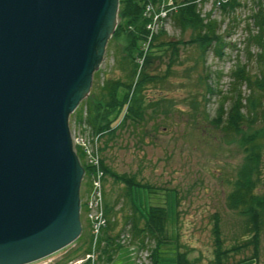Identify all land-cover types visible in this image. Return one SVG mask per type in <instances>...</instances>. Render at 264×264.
Returning <instances> with one entry per match:
<instances>
[{"label": "rangeland", "instance_id": "374dc122", "mask_svg": "<svg viewBox=\"0 0 264 264\" xmlns=\"http://www.w3.org/2000/svg\"><path fill=\"white\" fill-rule=\"evenodd\" d=\"M239 1V6L224 13L214 0L198 1L201 14L209 11L210 16L219 21L218 32L223 34L225 42L220 48V54H217L216 47L212 45L201 54L199 47L194 43L178 44L177 55L166 71L169 49L163 45L157 47L155 52L160 57L152 60L147 66V71L160 78L148 82L141 91L145 104L153 101L156 104L145 107L144 117L137 126L128 123L120 126L118 133L107 140V145L102 151L99 147L103 145L104 137L96 136L93 141L86 139L85 143H75L82 150H85V144L89 148H86V154L90 157L95 153L99 155V159L104 156V162L112 170L134 175L139 181L152 186L134 189L125 195V187L120 182L104 175L99 159L95 164L91 162L92 176L95 177V166L101 170L100 193L103 191L104 194L103 200L102 195L100 199L102 216L104 217L105 200L112 205L110 214L116 218L113 232H118V242L121 245L118 253L114 255L117 263H126L125 256L131 258L139 246L138 237L131 235L124 217L131 208L129 201L140 207L148 204H161L166 207L170 241L161 246L156 264H173L175 246L186 251L191 264H209L213 249L211 227L215 217L224 247L239 242L249 234L243 231L241 215L228 208L224 201V195L230 188L229 181L239 164L242 151L236 142L227 141L220 128L211 121L222 94L230 92L233 79L231 70L235 67V62H243L248 71H255L253 59L248 58L245 48L246 45L249 50H254V47L250 48L246 42V28H250L251 20L247 16L254 3L253 0ZM158 2L152 3L154 9H158ZM161 22L162 20L158 22V28ZM162 26L166 31L163 36L166 39L185 40L189 37L190 29L180 30L173 25L169 16L164 18ZM119 46L120 42L114 40L105 45L102 59L92 73L89 90L95 82L100 83L106 76H123V70L118 67L116 61ZM206 83L212 87L211 93L205 92ZM241 89L243 93L248 91L244 85H241ZM227 103L228 101L225 102L226 105ZM68 125L77 132L75 136H83L81 122L78 123L80 127L73 123L71 113ZM82 125L87 130L88 125L83 120ZM71 138L73 145V134ZM87 155L84 159L88 158ZM261 155L260 178L263 186L264 144ZM82 181L83 175L79 185L80 196H83ZM79 218L82 233L77 239L48 255L50 257L26 264H42L48 258L58 261V264H77L74 260L84 255L80 249L85 246L83 241L88 231L85 212L81 213L79 210ZM88 221L90 224L93 220L88 217ZM259 237L257 261L258 264H264V227ZM75 247L80 249L72 254L74 256H65ZM250 252L248 245L247 248L231 253L228 261L244 259Z\"/></svg>", "mask_w": 264, "mask_h": 264}, {"label": "water", "instance_id": "95a60500", "mask_svg": "<svg viewBox=\"0 0 264 264\" xmlns=\"http://www.w3.org/2000/svg\"><path fill=\"white\" fill-rule=\"evenodd\" d=\"M118 0H0V264H26L81 232L83 167L69 114L85 98Z\"/></svg>", "mask_w": 264, "mask_h": 264}, {"label": "trees", "instance_id": "16d2710c", "mask_svg": "<svg viewBox=\"0 0 264 264\" xmlns=\"http://www.w3.org/2000/svg\"><path fill=\"white\" fill-rule=\"evenodd\" d=\"M148 1L155 4L161 0H118V21L107 43L113 40L120 42L116 61L118 67L123 70V76H106L100 83L95 82L85 98L71 112L75 123L83 120L88 125L87 130L90 134L104 137V143L99 147L100 151L107 145V140L118 133L120 126L125 123L137 126L144 117L145 107L156 104L155 101L145 104L141 91L148 82L160 78L147 71V66L152 60L160 57L155 52L158 46L163 45L169 49L165 68L168 71L177 55L178 44L194 43L199 47L201 54L212 45L216 47L217 54H220V48L225 43L223 34L218 32V19L211 17L209 11L201 14L199 0H172V7L166 11V15L180 30L189 28V37L185 40L166 39L163 37L166 31L161 24L158 30L152 33L146 47L149 34L146 24L149 17L144 13V4ZM240 3L239 0H220L217 7L224 13L234 10ZM253 3L254 6L247 16L251 20L250 28L248 26L246 28L248 29L246 42L250 48L253 46L254 50H249L246 45L245 48L248 58L253 59L255 71L251 69L248 71L243 62H235V67L231 70L233 79L230 92L222 94L211 118L212 123L220 128L226 140L236 142L242 151L239 164L229 181L230 188L224 195V201L228 208L241 215L243 231L249 234L239 242L224 247L218 220L215 217L211 227L213 249L209 264H258L259 236L264 227V185H261L260 178L261 152L264 144V0H253ZM241 85L248 89L247 93L242 92ZM212 90V87L206 83L205 92L208 94ZM226 101H228L227 105ZM74 150L83 167L80 212H85L88 231L83 241L85 246L82 249L75 247L65 256L68 257L70 254L74 256L72 254L77 249L85 255L93 248L97 251L94 264H132L133 259L128 256H125L126 263L116 262L114 255L118 253L121 245L118 242V232H113L116 218L110 214L112 205L105 200L103 201L104 223L98 227L95 237L93 236L92 221L89 224L86 217L93 167L84 159V151L79 145L75 144ZM99 161L104 175L110 176L113 181L120 182L125 187V195L134 189L152 187L148 183L139 181L134 175L112 170L104 162V156H100ZM101 195L103 200V191ZM129 205L131 208L124 217L131 235L138 237V248L148 250L149 264H156L161 246L167 245L170 241L167 233L166 207L161 204L140 207L133 201H129ZM248 245L251 248L249 256L235 262L228 261L231 253L247 248ZM172 260L173 264H191L186 251L178 249L177 246ZM80 264H90V261L85 259Z\"/></svg>", "mask_w": 264, "mask_h": 264}, {"label": "built area", "instance_id": "2783aa9c", "mask_svg": "<svg viewBox=\"0 0 264 264\" xmlns=\"http://www.w3.org/2000/svg\"><path fill=\"white\" fill-rule=\"evenodd\" d=\"M214 2L217 4L220 2V0H214ZM172 0H161L159 3L158 9H154V5L151 2H146L144 4V13L146 16L149 17V20L146 24V27L148 29V39L146 41V47L147 44L151 38L152 33H155L158 28V22L166 15V11L170 9L172 6ZM78 125V124H77ZM80 127V125H78ZM81 129H83L82 135H74L77 134V132L74 131V128L71 129V136L73 134L74 139H73V144L81 141L82 143H85V141L91 140L93 141V138L96 139L97 134H90L88 130H86L81 122ZM88 134V135H87ZM72 140V138H71ZM86 148H88L85 144H83ZM84 150V156L87 155V150ZM89 149V148H88ZM88 156V155H87ZM99 155L95 153V155L88 156L87 159H85L87 162L91 164L92 163H97L98 162V157ZM95 177L92 176V188H91V193L89 192L88 198H87V215L88 217L93 220L92 221V233H94V237L96 235V232L98 230V227L104 223V217L102 216L101 210H100V199H101V193H100V183H99V176L101 174V170L98 168V166H95ZM94 177V178H93ZM137 251L134 252L132 255L133 259V264H148L149 263V252L146 248H138L136 249ZM97 257V251L95 249H91L89 252H87L83 258H79L74 260V263H80L83 259L88 258L90 260V264H94V260ZM148 260V262H147ZM53 261L46 260L42 264H52Z\"/></svg>", "mask_w": 264, "mask_h": 264}]
</instances>
